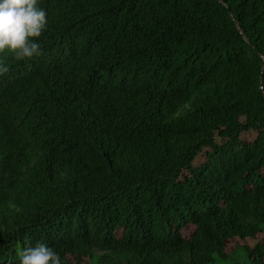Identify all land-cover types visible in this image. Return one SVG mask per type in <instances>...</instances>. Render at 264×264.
<instances>
[{"label": "trees", "instance_id": "obj_1", "mask_svg": "<svg viewBox=\"0 0 264 264\" xmlns=\"http://www.w3.org/2000/svg\"><path fill=\"white\" fill-rule=\"evenodd\" d=\"M0 76V264H264V0H39Z\"/></svg>", "mask_w": 264, "mask_h": 264}, {"label": "clouds", "instance_id": "obj_2", "mask_svg": "<svg viewBox=\"0 0 264 264\" xmlns=\"http://www.w3.org/2000/svg\"><path fill=\"white\" fill-rule=\"evenodd\" d=\"M47 12L39 0H0V53L11 52L17 61L42 55L36 42L47 26ZM9 66L0 59V76ZM19 264H61L59 254L45 243L18 252Z\"/></svg>", "mask_w": 264, "mask_h": 264}, {"label": "rangeland", "instance_id": "obj_3", "mask_svg": "<svg viewBox=\"0 0 264 264\" xmlns=\"http://www.w3.org/2000/svg\"><path fill=\"white\" fill-rule=\"evenodd\" d=\"M246 257L244 250L242 248H239L235 253H233L231 256H229L226 260H223V262H219L220 264H246Z\"/></svg>", "mask_w": 264, "mask_h": 264}]
</instances>
